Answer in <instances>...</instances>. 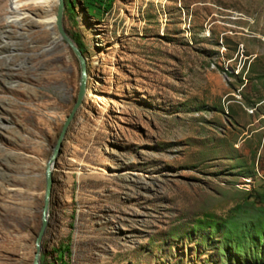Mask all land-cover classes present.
I'll list each match as a JSON object with an SVG mask.
<instances>
[{
  "label": "rangeland",
  "instance_id": "obj_1",
  "mask_svg": "<svg viewBox=\"0 0 264 264\" xmlns=\"http://www.w3.org/2000/svg\"><path fill=\"white\" fill-rule=\"evenodd\" d=\"M55 0H0V264H32L44 166L80 69ZM86 98L41 264H264V0L79 4Z\"/></svg>",
  "mask_w": 264,
  "mask_h": 264
},
{
  "label": "water",
  "instance_id": "obj_2",
  "mask_svg": "<svg viewBox=\"0 0 264 264\" xmlns=\"http://www.w3.org/2000/svg\"><path fill=\"white\" fill-rule=\"evenodd\" d=\"M64 11H65L64 0H56L54 26L59 41L64 42L66 44V46L70 49V51L78 61L79 69H80L79 89L72 110L68 115V117L65 119L61 131L59 133V136L52 149L51 156L46 161L44 166L45 190L43 196V206L40 214V228L34 242L35 251L33 255L32 264H41V244L48 226L49 206H50V199L52 195V186H53V169L57 163L58 157L60 156L62 144L65 135L67 133V130L70 124L73 122L75 115L80 109L84 99L86 98V82H87L86 60L82 55V53L79 51L76 44L72 41V39L66 34L64 30L63 27Z\"/></svg>",
  "mask_w": 264,
  "mask_h": 264
},
{
  "label": "trees",
  "instance_id": "obj_3",
  "mask_svg": "<svg viewBox=\"0 0 264 264\" xmlns=\"http://www.w3.org/2000/svg\"><path fill=\"white\" fill-rule=\"evenodd\" d=\"M115 0H64L65 11L64 15L67 14L69 18L74 21V8L75 5L79 4L81 10L84 12L87 18L99 20L106 14H108ZM72 41L76 44L79 51L84 54V48L80 41L78 34H73L70 36ZM68 244L60 246L59 249L54 250L57 254V258L60 261V264H67L63 261L64 254L68 252ZM44 257H41L43 262Z\"/></svg>",
  "mask_w": 264,
  "mask_h": 264
},
{
  "label": "bare ground",
  "instance_id": "obj_4",
  "mask_svg": "<svg viewBox=\"0 0 264 264\" xmlns=\"http://www.w3.org/2000/svg\"><path fill=\"white\" fill-rule=\"evenodd\" d=\"M55 2H56V0H55ZM56 41H59V39H58V40H56Z\"/></svg>",
  "mask_w": 264,
  "mask_h": 264
}]
</instances>
